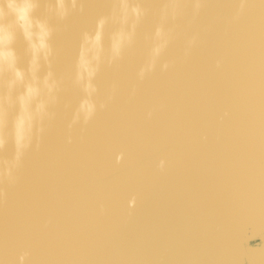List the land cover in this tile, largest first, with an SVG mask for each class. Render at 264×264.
Here are the masks:
<instances>
[{
	"label": "bare ground",
	"instance_id": "1",
	"mask_svg": "<svg viewBox=\"0 0 264 264\" xmlns=\"http://www.w3.org/2000/svg\"><path fill=\"white\" fill-rule=\"evenodd\" d=\"M263 1L39 0L33 9V0H0V19L8 20L0 26V113L12 114L0 119V264H76L80 238L93 255L106 250L107 264L112 250L119 253L120 264L131 231L158 215L185 223L205 217L185 264L212 248L214 225L236 216L243 221L233 230L243 224L249 246L261 240L264 229L253 232L264 226V164L250 163L246 183L238 165L231 175L219 159L197 153H264V128L256 125L264 115V55L246 81L247 59L234 47L248 43L246 18L256 8L259 23ZM86 153H124L128 162H114V174L97 166L100 190H86L79 171L95 160ZM155 153L187 154L137 187L131 161L155 159L160 167ZM48 189L56 207L42 201ZM57 191L62 204L76 200L79 220L57 209ZM228 199L234 210L210 217L205 200ZM48 230L59 235L48 238ZM217 244L209 264H240L231 239ZM252 253L241 260L264 264V249Z\"/></svg>",
	"mask_w": 264,
	"mask_h": 264
},
{
	"label": "water",
	"instance_id": "2",
	"mask_svg": "<svg viewBox=\"0 0 264 264\" xmlns=\"http://www.w3.org/2000/svg\"><path fill=\"white\" fill-rule=\"evenodd\" d=\"M255 10L256 8L253 9L251 12H249L246 18L248 19L246 23L249 27L248 33H250V36L246 35L248 43L241 42L240 44L236 43L234 45V47L237 48V52L242 54V56L247 59V68H244L240 64L241 67L246 69L245 71L246 81L248 79L247 72H249L250 75L254 72H256L257 74L260 72L259 67L261 63V54L264 55V33L263 31L261 33V29H260L261 23H264V6L259 7V20H260L259 23L258 20L256 19ZM247 40L244 39V42H246ZM249 42L251 43L249 44ZM236 74L240 75L241 72H236ZM231 77L232 76H230V78ZM229 90L232 91V86H230ZM259 116L256 125L260 130L264 128V123H263L264 117L262 118V116H264L263 111L260 112ZM209 141L211 140L208 139L207 143H209ZM86 154L90 156H95L94 162L93 161L90 162V165L93 168L89 172L82 173L79 171L80 179L84 180L82 183V188L86 190H91L94 188L99 189L98 185L100 182H99L97 166L109 171L111 174H114L119 170L117 166H114V162L119 164H124L128 162V158H126L124 153H86ZM186 154L187 153H155V156L157 158V163L160 166L157 168L154 167L155 159H149L151 166L144 163H141L140 165L138 161H134V163L133 161H131V181L137 187H140L146 181H150L152 179L151 177H155L158 172H161V170L165 168L167 165H169L171 162L182 156H185ZM197 155L213 156L215 157V159H219L221 164L224 165L225 172L228 173L230 169L232 170L231 175L234 174L235 172L234 169H237L238 166L245 173L247 172L248 166L250 167V163H252L253 161H256L257 164L259 165L264 164V153H197ZM131 158L134 160V155L132 153H131ZM171 158L172 160L169 161ZM139 167H145L147 169V173L142 175L139 172ZM90 175L94 179L92 180L87 179L89 178ZM244 178L247 183L248 178L246 176V173ZM60 179L61 177L57 176V180ZM260 183L261 184L258 187L259 189L260 187H262V185H264V182L260 181ZM145 185L142 187V190L144 189ZM104 191L107 190L104 189ZM54 193L55 192L52 189H48V191L44 192L43 193L44 196H42V193H40L44 205L47 206V204L49 203L51 207H56L54 205ZM32 194L38 197L36 193H32ZM64 197L65 196L61 195L57 191V197L55 200L56 204H58L57 209L61 210L62 213L65 214V219H71L72 217L71 221L79 220L78 215H75L78 213V211L72 207V202L76 200L73 197L72 198L70 197L69 199H67L66 202H64V204H62L60 203L59 199H62ZM246 200L251 201L249 199ZM205 201L210 205V206L207 205L208 211L211 210V214L213 215L210 217L216 220H219L220 217L223 218V211L225 209L226 212L229 211L231 212L235 208V204H233V201L229 202V199H228V203L225 204L215 200L214 202L209 200H205ZM73 215L75 216L73 217ZM241 217L236 216L235 220L229 222L220 229H218L219 224L214 225L217 231L214 234L212 231H209V234L207 236L208 239H211L212 248L210 250H201V256H200L201 259L199 260L197 259L196 261L205 264L215 262V261H210V259H208V255H211L214 252H216L215 253L216 255H219V253L217 251H214V249H216V247H219L218 246L219 244L217 243H219V241L222 239L223 236H225V240L229 238L231 239V243L236 244V249L234 251L232 250V253L236 255L238 254L240 255V264H245V262L247 261L249 264V260L254 262L259 261L260 259H258V257L256 256H253V258L251 259L241 260V255L245 257L244 254L245 252L246 254H253L252 251L264 249V240H263L264 233L260 237L261 240L257 239L256 241H254V243H256L254 246H249V244H247V240L249 238H251L250 240H252L253 238L251 234H248L249 231L246 228H244V225L241 224L237 230L235 231L233 230V226L238 224L240 221H243V218ZM204 218H188L187 222L185 223L184 220L181 219L168 218L167 216L158 215V217H151L145 220L139 226V228L131 231V249H124V252L120 253L121 255L120 264H185L186 261L185 263L182 261L183 253H186L189 250L190 251L198 250L197 247L199 246L196 243L198 239L202 238L199 235H201V233H203V230L207 228V222L205 221ZM230 218H231V213L229 217H226L225 223L230 221ZM258 224L259 225H255L253 233L257 231L259 232L260 230L263 231L264 226H262L260 223ZM75 227H79V226H74L72 228ZM185 228H187L186 232H185ZM224 228H226L225 232H221V230ZM243 229L245 231H243ZM57 235L59 234L56 231L54 234L53 231L51 230L46 231V236L48 238ZM77 242H78L77 246L74 248V252L78 253V261L76 264H107L106 250H103L93 255L90 251L91 247L90 248L89 246L85 247L87 245L85 238H80V240ZM56 245L57 247L58 246L61 247V251L63 254L65 245L62 238L56 240ZM231 245H227L225 246V248L227 249ZM233 248L235 247L232 246V249ZM226 254L229 255L230 252ZM112 256L113 258L111 260V264H116V260L119 256V253L116 254L112 250ZM62 261H63L62 259H57V261L54 264H64L62 263ZM196 261H194L195 264H197ZM71 263L74 264V262Z\"/></svg>",
	"mask_w": 264,
	"mask_h": 264
},
{
	"label": "snow or ice",
	"instance_id": "3",
	"mask_svg": "<svg viewBox=\"0 0 264 264\" xmlns=\"http://www.w3.org/2000/svg\"><path fill=\"white\" fill-rule=\"evenodd\" d=\"M29 7L33 9H37L40 7L39 0H33V3L29 5ZM8 20L7 18L0 19V26H7ZM0 119H3L5 121H10L12 119V114L10 111L5 109L3 113H0Z\"/></svg>",
	"mask_w": 264,
	"mask_h": 264
}]
</instances>
